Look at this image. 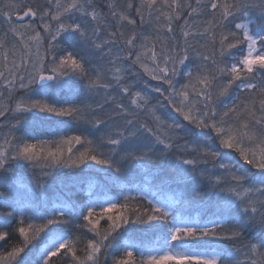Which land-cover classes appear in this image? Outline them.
<instances>
[{
  "label": "snow or ice",
  "instance_id": "1",
  "mask_svg": "<svg viewBox=\"0 0 264 264\" xmlns=\"http://www.w3.org/2000/svg\"><path fill=\"white\" fill-rule=\"evenodd\" d=\"M0 208V264H264V0H0Z\"/></svg>",
  "mask_w": 264,
  "mask_h": 264
},
{
  "label": "trees",
  "instance_id": "2",
  "mask_svg": "<svg viewBox=\"0 0 264 264\" xmlns=\"http://www.w3.org/2000/svg\"><path fill=\"white\" fill-rule=\"evenodd\" d=\"M67 173V170H64ZM22 175L31 176V170H22ZM103 173L97 175H93L88 178L86 181L81 182L78 180H68L65 176L53 174L52 177L48 178L49 184L53 185V188L49 190V195L52 194V191L55 190L56 195H64L71 197L73 199H79L83 196H86L89 192V186L84 189L89 183L98 184L103 182ZM131 176H123L117 182V185L113 189L112 195H115L119 191V187L121 185H125L131 180ZM39 191V190H37ZM137 195V193L133 194V196ZM0 211H4V209L0 208ZM194 215L196 213H193ZM103 223V222H102Z\"/></svg>",
  "mask_w": 264,
  "mask_h": 264
},
{
  "label": "rangeland",
  "instance_id": "3",
  "mask_svg": "<svg viewBox=\"0 0 264 264\" xmlns=\"http://www.w3.org/2000/svg\"><path fill=\"white\" fill-rule=\"evenodd\" d=\"M88 186H89V185H87L84 189H86ZM135 193H137V192H136V191H132L130 194L133 195V194H135ZM137 194H138V193H137Z\"/></svg>",
  "mask_w": 264,
  "mask_h": 264
}]
</instances>
